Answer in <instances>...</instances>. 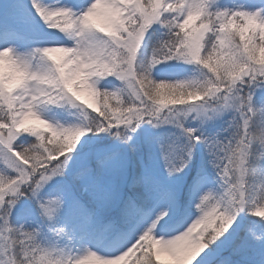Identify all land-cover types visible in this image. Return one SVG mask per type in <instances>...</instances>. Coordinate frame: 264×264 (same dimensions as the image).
Returning <instances> with one entry per match:
<instances>
[{
    "label": "clouds",
    "instance_id": "1",
    "mask_svg": "<svg viewBox=\"0 0 264 264\" xmlns=\"http://www.w3.org/2000/svg\"><path fill=\"white\" fill-rule=\"evenodd\" d=\"M127 2L140 4L142 0ZM149 2L160 5L165 11L171 9L174 13L178 7L185 6V0H180L178 6H164L162 0ZM92 15V12L85 11L78 21L66 12H59L54 16L53 24L65 38L72 39L73 43L51 44L46 48L44 57L32 58L29 52H16L17 57L26 62L27 71L16 68L0 53V90L8 89L15 103L14 94L17 91L28 92L31 100L35 101L47 96L46 89H61L66 94L63 101L79 104L80 102L68 92L67 83L83 73L86 74L85 79L77 81L74 87L78 91L81 85L92 89L90 94L93 99L101 102V115H111L112 107L126 103L129 97L123 88L116 90L119 91L121 99H117L115 105L109 101L117 96L110 95L107 105L102 103L103 97H97V93L101 91L98 87L99 78L116 77V72L109 69L117 60L121 61L117 71L127 68L130 53L125 48L118 47L120 41L117 33L95 27L91 21ZM180 29L186 43L181 44L179 50L185 54L184 61L200 66L197 77L178 80L154 79L151 56L134 57L135 67L128 70L151 76L154 83L149 86L150 93L155 84H166L163 93L172 106L173 113L196 106L188 103L189 96H195L197 101L204 102L198 107L205 117L220 116L228 110L234 112L235 133L231 140L222 144L216 156L217 164H222L223 169L219 170L211 163L219 178V191L208 188L204 190V194H209V198L195 202V207L200 205L196 207L198 212L210 213L208 220L214 224L213 231L220 228L223 233L231 227L228 221L232 217L228 212H221V207L228 210L238 208L237 215L247 210L256 217L264 218V103L257 107L253 101L255 89H264V3L248 8L242 3H234L231 6L221 4L220 0H189L186 13L180 21ZM144 42L145 38L142 37V43ZM196 49L200 53L199 60L193 59ZM47 52L62 55L57 61L48 56ZM253 71L261 76L256 83L249 79ZM237 73L239 75H236ZM155 98L160 99L159 93H156ZM24 99L29 97L25 96ZM40 104L42 103L38 105ZM241 104H245V108H241ZM84 107L89 111L86 105ZM245 109L250 115L245 117L246 126L242 129L239 119L240 113ZM36 111L40 114L37 106ZM257 113L260 122L253 128L250 121ZM43 123L46 127L41 131L49 135L54 150L74 152L76 146L95 125V120L91 118L82 122L78 125V132L56 134L51 128L53 123L47 119H43ZM232 220L234 223L235 219ZM146 243L149 246V254L165 252L172 257L171 264H185L180 253L194 244L203 243V228L193 231L189 227L184 232L171 236L151 233ZM33 253L28 264H69V261L71 264H127L126 259L105 256L93 250H85L74 256L71 251L55 245L40 244L39 251L33 250ZM21 255L23 253H18V264H22Z\"/></svg>",
    "mask_w": 264,
    "mask_h": 264
},
{
    "label": "snow or ice",
    "instance_id": "2",
    "mask_svg": "<svg viewBox=\"0 0 264 264\" xmlns=\"http://www.w3.org/2000/svg\"><path fill=\"white\" fill-rule=\"evenodd\" d=\"M189 0H185L183 8H177L174 13L169 9L165 11L160 5H153L149 0H142V3H128L127 0H91L82 10H74L69 6L49 7L40 2V0H32V7L36 10L37 15L47 24L49 28L60 30L53 24V17L59 12H66L74 20H79L81 14L85 11L93 13L91 21L96 28L102 31H112L118 34L120 44L118 47L125 48L130 56L127 58V68L117 71L121 61L117 60L109 70L116 72V77L123 83V89L128 93V100L126 103L114 106L110 109L111 115H101V107H96V101L90 94L91 88L81 85L78 91L74 85L77 81L85 79L86 74H78L74 79L68 81V92L75 97L76 101L80 103L78 106L85 109L95 108L98 115H95V125L91 127L88 132H102L110 131L117 127H127L130 131H135L136 128L144 121L149 123H176L183 127L180 122V113H173L172 106L165 99L162 92L166 84H155L153 91L149 92V86L153 85L151 76L147 73H138L137 71H129L134 69V57H139L143 46L142 37H146L149 29L154 23H159L167 30L165 39L161 40L159 46L156 47L151 55L153 66L169 60H183L184 53L179 50L181 44L186 43L183 39V33L180 29V21L182 16L186 13V8ZM164 6L180 5V0H162ZM122 17V18H121ZM26 23L22 16L12 14L8 20V25L15 27ZM110 25L105 27V25ZM4 24L0 21V27ZM61 41L53 40L51 43L42 47H36L29 51L32 58L44 57L46 48L54 43ZM139 49V50H138ZM0 53H3L5 58L9 60L16 68L27 71V64L21 61L17 55L16 50L12 46L0 48ZM57 53L47 52L54 60L59 61L61 55ZM194 60L200 59L199 50L196 49ZM187 62V61H186ZM236 75H239L237 73ZM252 83H256L261 79V76L253 71L249 77ZM14 87V85H13ZM87 92L92 98L93 102L87 99H82V93ZM47 96L44 99L37 98L33 101L30 94L23 90L17 91L14 94L15 103H13V96L9 95L8 89L0 90V157L3 158L2 165H0V264H18V253H23L20 260L22 264H28L33 250L39 251L40 243L37 240V235L33 231H26L23 226L14 227L11 224V215L22 197L29 196L34 199L40 214L51 219L56 212L65 203L62 197H66L68 187L71 181L79 180L85 184V189H91L96 193L97 197L107 202L110 194L103 190L97 183L95 177L91 174L90 168L87 166L83 158L84 142L88 139V133L76 146L74 152L54 150L50 144V137L46 132L41 131L46 125L43 119L36 111V106L39 103L57 104L64 100L65 93L61 89H46ZM156 93H159L160 99L155 98ZM119 96V91L101 90L97 93V97H103L102 103L107 105L109 96ZM28 96L29 99H24ZM243 99V97H242ZM189 101L196 100L195 96H189ZM203 101L190 103L191 105L183 115L187 116L191 112H195L197 117L202 116L203 113L199 109V105ZM245 103L247 101L245 100ZM241 108H245V104H241ZM107 111V110H105ZM89 111L85 110L84 115L87 118ZM250 115L246 109L240 113L239 123L242 129L246 126L245 117ZM54 134L60 132L79 131L80 126L63 127L57 124H51ZM189 139L196 143L204 140L209 147L212 155L211 163L217 166L219 170L223 169L222 164H217L216 156L219 152L222 142L219 140H210L207 137L192 135L193 129H185ZM31 134L35 137V142L28 147L18 146L17 139L21 134ZM119 135V133H116ZM124 140L131 139L130 136L122 137ZM192 156V146L185 151V155L178 159H172L169 156L168 150H164L165 167L168 174L175 175L187 167ZM115 157L114 152L102 153L99 161L102 165L109 164ZM54 178H62L64 181L59 185L58 195L48 197L42 196V192L47 185ZM203 185H197L194 189L196 201L207 200L209 194H204L202 191ZM160 198L167 201L168 207L160 210L155 214L150 223L143 229V231L125 245L119 254L110 257H120L126 259L135 256L134 260L126 259L127 264H164L160 260L159 254H149V246L146 240L149 234L153 233L157 223L161 225L164 231L158 235L171 236L175 233L184 232L189 227L193 231L203 228V243L194 244L184 249L180 256L185 261V264H211L212 254L217 248L228 244L233 234L236 232L232 228L233 224L237 222L238 208L228 210L224 207L220 208L221 212H228L229 216L235 219L233 223L232 218L229 219L230 228L225 232H221L220 228L214 229V224L208 220L209 212H198L196 215L188 212L183 215L176 223L169 225L165 217H169V208L175 205L176 194L175 191L168 187H161L159 192ZM200 205L197 204L198 208ZM27 212V209H21ZM193 217H196L193 220ZM191 222V223H190ZM63 234V229L57 230V236ZM139 252L140 255L135 254ZM79 259V257L77 258ZM71 264V261H69Z\"/></svg>",
    "mask_w": 264,
    "mask_h": 264
},
{
    "label": "rangeland",
    "instance_id": "3",
    "mask_svg": "<svg viewBox=\"0 0 264 264\" xmlns=\"http://www.w3.org/2000/svg\"><path fill=\"white\" fill-rule=\"evenodd\" d=\"M40 2L49 7L69 6L77 11L82 10L90 3L89 0H40ZM220 3L229 6L234 3H242L248 8H254L264 3V0H220ZM12 14L22 16L26 23L15 27L9 26L8 20ZM0 21L4 24L3 27H0V48L12 46L16 52L26 53L33 48L45 46L53 40L67 44L73 43L72 39L65 38L63 34L47 26L32 7V0H0ZM149 32L162 36L166 35L167 30L159 23H154L148 34ZM158 46L159 43L154 46V49ZM146 53L148 54V52ZM55 55H59V53ZM180 70L185 71L192 77H197L200 66L197 70V65L193 63L173 59L153 67L155 72ZM105 80L106 86L110 87L105 90L112 91L114 89L113 91H116L123 87V83L115 76L104 77L103 82ZM114 85H117L118 89H111ZM117 99H121V97H116L109 103L115 105ZM253 101L257 107L264 103V89H255ZM195 102H198L197 99L188 101V103ZM95 103L97 107H100L99 101ZM37 110L42 118L64 127L81 125L82 122L98 115L97 112L89 109L90 112L86 118L84 115L85 109L68 100L57 104L42 103L37 105ZM179 118L183 127L176 123L156 124L144 121L134 132L121 126L110 131L88 133V139L84 142V161L90 168L91 174L95 177L98 185L110 194L108 201L103 202L106 204V208L102 214L99 213L101 200L96 193L91 189L86 190L83 181L73 180L69 184L66 197H62L65 203L51 219L42 216L35 200L25 196L21 198L16 209L13 210L10 218L11 224L14 227L23 226L26 231L35 232L37 240L42 246L55 245L69 251H71L72 242L75 238L79 236L88 237L92 234L91 239L101 241L102 243L99 246L106 248L105 250L99 248L98 251L102 252L104 250L112 253L122 245L128 244L135 237L128 233L127 229L123 231L118 228V224L127 225L135 218H139V216L134 217L132 214L133 209L130 210L129 216L120 221L118 220L119 222L115 217V215L122 216L124 214L121 210V203L135 176L144 184L152 186V195L156 196L152 197L151 194L143 196L139 194L140 192H136L138 201L142 202L141 205L152 198L159 197L153 205L146 207L148 210H153L155 214L168 207L167 201L159 196L161 187H168L175 191V205L169 208V217H165L169 225L177 222L188 212L196 215L198 210L191 208V186L197 179H201L208 185L202 191L208 188L219 191V178L210 162L212 155L207 143L204 140L199 143L191 141L185 129H193L192 135L227 143L235 133L236 116L232 110H228L222 115L212 118L203 115L197 117L195 112L184 116L181 112ZM259 122L260 116L257 113L250 124L255 128ZM117 132L119 135L116 134ZM124 136H130L131 139L124 140L122 139ZM16 142H20V146L26 145L23 147H27L35 142V137L27 133L21 134ZM16 144L18 145V143ZM189 145L192 146V156L187 167L182 172L170 176L165 167L164 150L167 149L170 158L175 160L185 155ZM105 152H114L115 157L109 164L102 165L99 157ZM2 160L3 158L0 157V165H2ZM63 182L62 178H54L45 187L42 196L48 197L60 194L59 185ZM189 182L191 185L188 190L187 201H181V195L185 192ZM22 208L28 211L23 212L21 211ZM179 212L182 216L178 218L176 216ZM85 214L90 216V220L92 217H97L96 221L97 219L101 221V224L99 223L100 232L88 228L89 226H87L84 219ZM105 217L108 219L104 220ZM244 217H246L247 223L241 221L240 213L237 222L232 226L236 229V232L233 234L231 241L217 248L212 254L211 264H264V218L256 217L249 211H246ZM195 219L196 217H193V220ZM149 223L150 220L142 224V231ZM232 228L229 231H232ZM59 229H63V234L57 236V230ZM162 231L164 229L157 223L153 233L158 235ZM110 241L114 245L112 244L113 246L109 247ZM135 255L139 256L140 253L137 252ZM126 259L131 261L135 259V256Z\"/></svg>",
    "mask_w": 264,
    "mask_h": 264
},
{
    "label": "trees",
    "instance_id": "4",
    "mask_svg": "<svg viewBox=\"0 0 264 264\" xmlns=\"http://www.w3.org/2000/svg\"><path fill=\"white\" fill-rule=\"evenodd\" d=\"M165 38H167L166 35L159 36L157 33L149 32V34L145 38L146 42H145L144 46L141 49L140 55L141 56H149L150 57V54H152V52L154 50V46L157 43H160L159 42L160 40H163ZM146 52H148V54ZM198 67L199 66L197 65V70H198ZM189 75L190 74L185 73V71H181V70L180 71H172V72H155V71L152 70V76H153L154 79H157V80H160V79H165V80H178V79H190V78H194L191 75L190 76ZM103 80H104V77L99 78V80H98V87L101 90L109 89L110 87L106 86V84H105L106 83V80L104 82H103ZM113 88H117L118 89V86L117 85H114V86H112L111 89H113ZM117 97H119V96H117ZM16 143H18V146L21 145L20 142H16ZM23 146H26V145H23ZM136 177L137 176L134 177V179H133V181H132V183H131L128 191H127V194L125 196V199L123 200L124 202L121 204V210L123 211L124 214H122L123 216H121V218H118V219H125L127 216H129V214H130L129 211L133 207V205L131 203L137 204L138 202H140V201H138L139 199L136 196V192H140L139 194H141L143 196L144 195H148L149 196L150 194L151 195L153 194L151 192L152 189H153L152 186L147 185V184H144L141 180L139 181V178H136ZM141 182L143 183V185L141 184ZM188 185L189 184H187L186 188L188 187ZM186 196H187V190L185 192L184 197L186 198ZM105 208H106V204H104L103 201H101L100 206H99V213L102 214L104 212ZM140 209L141 208H138L136 212L138 213L140 211ZM246 211L247 210L241 212V221L242 222H245V223H247L246 217H244ZM89 217L90 216H87L88 222L91 221L89 223H93L95 221L94 227L96 229H100L99 228L100 227L99 223L101 221H98V219L96 221V218L97 217L96 218L92 217L91 220H90ZM107 219H108L107 217L104 218V220H107ZM230 264H233V263H230ZM234 264H236V263H234Z\"/></svg>",
    "mask_w": 264,
    "mask_h": 264
},
{
    "label": "bare ground",
    "instance_id": "5",
    "mask_svg": "<svg viewBox=\"0 0 264 264\" xmlns=\"http://www.w3.org/2000/svg\"><path fill=\"white\" fill-rule=\"evenodd\" d=\"M91 2V0H89ZM82 99H87L89 100V102H93L92 98L88 95V93L85 91L82 93ZM97 107V106H96ZM95 110V108H93ZM202 184L203 187L202 189H205L208 185L201 179H197L193 185L191 186V189H190V194L192 196V202L193 204L195 205V202H196V197L194 195V189L197 185H200ZM155 215V212L153 210H147L145 211L144 213H142L139 218L137 219L136 221V224L133 228H130L128 230V233L130 234H133L135 237L138 236L142 229H141V226L142 224H145L146 222H148L153 216ZM176 223V222H175ZM191 223V222H190ZM174 224V223H173ZM92 235H89L88 237H77L73 240L72 242V246H71V253L74 255V256H78L80 255L82 252H84L85 250H93V251H97L105 256H113V255H116V254H119V252L124 249L125 245H122V247H120L119 249H116L115 251H113L112 253H108V252H105L104 250L106 249L105 247L103 246H99L100 243H102L101 241H97V240H92ZM112 241L109 242V247L110 246H113L114 244L111 243ZM113 244V245H112ZM99 248H103L104 250L102 252L98 251ZM159 257H160V260L162 262H164V264H171V261L172 259H170L169 255L165 252H160L159 253Z\"/></svg>",
    "mask_w": 264,
    "mask_h": 264
}]
</instances>
